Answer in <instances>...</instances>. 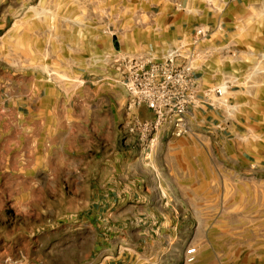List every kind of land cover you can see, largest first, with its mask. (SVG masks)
<instances>
[{"label": "crops", "instance_id": "0c3cea01", "mask_svg": "<svg viewBox=\"0 0 264 264\" xmlns=\"http://www.w3.org/2000/svg\"><path fill=\"white\" fill-rule=\"evenodd\" d=\"M118 4L115 0L112 7ZM121 4L140 14L125 21L124 58L161 56L191 44L195 26L206 27L210 37L197 46L201 54L196 66L206 87H225L230 108L199 112L191 119L196 133L165 140L149 163L136 139L125 141V91L122 74L113 65L119 51H110V65L103 64V49L112 43L103 38L96 19L78 18L70 28L71 19L63 18L60 39L55 40L53 24L33 16L36 0H0V41L6 47L12 41L26 43L33 33L44 34L35 51L22 50L20 56L46 60L37 93L2 87L0 76V121L46 123L47 169L65 170L73 152L81 156L84 184L94 187L90 199L104 211L98 215L108 219L107 230L121 234L103 241L94 264H183L173 252L195 215L189 203L207 201L192 192L213 185L214 156L223 170L244 175L245 181H264V0ZM2 55L15 53L0 50ZM73 75L79 82H70ZM139 114L153 116L147 108ZM219 121L224 130L208 128ZM0 130V138L21 137ZM239 264H264V252L255 250Z\"/></svg>", "mask_w": 264, "mask_h": 264}, {"label": "rangeland", "instance_id": "374dc122", "mask_svg": "<svg viewBox=\"0 0 264 264\" xmlns=\"http://www.w3.org/2000/svg\"><path fill=\"white\" fill-rule=\"evenodd\" d=\"M116 1L117 9L112 7L115 0H36L38 9L33 16L39 23L53 24L55 40L60 39L63 18L71 19L70 28L76 27L73 21L78 18H95L103 38L112 43L103 49L102 62L110 65V51L118 50L113 64L117 69L127 52L125 21L136 20L140 14L121 4L126 0ZM42 36L36 32L26 43L12 41L6 47L0 41V50L15 53L0 56L2 87L37 93L46 60L20 54L35 51L37 38ZM54 61L61 62V58ZM70 82L79 80L73 75ZM126 122L125 115L124 135ZM1 128L21 137L0 138V264H94L103 241L121 234L107 230L111 224L98 215L104 211L90 199L94 187L84 184L81 156L73 152L65 170L47 169L46 123L6 118V122L0 121ZM214 160L213 185L192 192L207 196V201L189 203L195 215L190 218L189 231L179 234L183 241L173 252L176 258H183V264L184 253L191 246L198 252L195 264H239L255 250L264 252V181H245L244 175L220 168L216 156Z\"/></svg>", "mask_w": 264, "mask_h": 264}, {"label": "built area", "instance_id": "2783aa9c", "mask_svg": "<svg viewBox=\"0 0 264 264\" xmlns=\"http://www.w3.org/2000/svg\"><path fill=\"white\" fill-rule=\"evenodd\" d=\"M210 37L202 25L194 27L191 44L169 50L161 56L125 57L118 69L125 91V141L136 139L141 157L152 162L156 149L165 141L194 135L191 119L208 108L222 110L228 106L223 85L206 87L196 62L197 46ZM147 108L152 117L142 118L139 111ZM221 121L210 130H224ZM160 191L162 186L159 184ZM197 248L189 247L186 262L195 263Z\"/></svg>", "mask_w": 264, "mask_h": 264}]
</instances>
